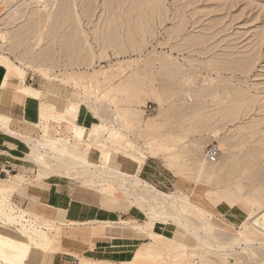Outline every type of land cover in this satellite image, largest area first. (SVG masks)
Here are the masks:
<instances>
[{
  "label": "rangeland",
  "instance_id": "obj_1",
  "mask_svg": "<svg viewBox=\"0 0 264 264\" xmlns=\"http://www.w3.org/2000/svg\"><path fill=\"white\" fill-rule=\"evenodd\" d=\"M0 54L9 82L38 80L46 100L66 99L76 113L85 103L100 117L90 127L108 140L119 130L127 142L109 163L153 157L147 179L139 177L184 199L181 212L212 242L249 240L204 252L164 220L177 232L154 239L150 254L117 261L65 253L68 264H264V236L239 228L247 192L264 205V0H0ZM211 145L216 162L206 157ZM89 154L98 160L99 151ZM73 179L96 181L81 172ZM133 190L154 214L178 217ZM156 223L147 220L145 230Z\"/></svg>",
  "mask_w": 264,
  "mask_h": 264
},
{
  "label": "crops",
  "instance_id": "obj_2",
  "mask_svg": "<svg viewBox=\"0 0 264 264\" xmlns=\"http://www.w3.org/2000/svg\"><path fill=\"white\" fill-rule=\"evenodd\" d=\"M6 62L5 58L0 59V231L40 243L59 239L60 251L48 264H68L65 253L73 258V253L89 251L96 252L93 258L108 256L117 261L145 256L150 254L152 245L176 233L162 221L152 230H145L147 216L141 204L147 210L150 208L134 192L137 188H132V192L141 204L133 195L116 188V178H110L111 182L98 180L95 174L80 171L94 176L96 181L79 183L73 177H79L80 172L70 175L63 169L52 168L48 162L41 164L40 157L26 142L29 139L42 149L79 157L101 169L137 176L138 172L142 176L151 170L149 159L153 157L142 164L139 157L109 163L111 152L116 157L121 154L112 149L121 152L127 142L119 130L108 140L104 133H99L98 125L95 129L90 127L100 117L85 103L76 113L66 99L46 100L49 88L40 83L37 86L38 80L31 83L35 87L23 81L9 82L4 67H10V63ZM89 152L98 154V160H92ZM30 252L25 264H42L43 253L37 249Z\"/></svg>",
  "mask_w": 264,
  "mask_h": 264
},
{
  "label": "bare ground",
  "instance_id": "obj_3",
  "mask_svg": "<svg viewBox=\"0 0 264 264\" xmlns=\"http://www.w3.org/2000/svg\"><path fill=\"white\" fill-rule=\"evenodd\" d=\"M1 38L3 39V42H6V40H5L6 34L5 33L1 32ZM4 58L5 57L0 54V59L2 60ZM1 123L3 124V122H1ZM2 127H4V126L2 125ZM5 130H7V129H5ZM10 131H12V130H10ZM214 133H216V132L214 131ZM217 134L218 133H216L214 135L216 136ZM214 135H212V136H214ZM22 138L25 139V137H23V136H22ZM26 142L29 143L30 149H32L34 151V153L37 155V157L38 158L40 157L39 159L41 160V164L48 162V163L52 164V168L63 169L65 171H67L68 174H70L72 172L73 175H74V173L80 172V171L85 173V174H92V175L95 174L96 178H98V180L101 179L104 181H110L111 182L110 178H112V179L116 178L117 180H119L118 184L116 185V188H118L122 192L129 193L130 195L134 196V194L132 192L133 191L132 188H137V189H142V190L148 191L150 194L157 197L158 199L160 198L165 205L172 206L173 209H175V211L178 214V217L177 216L171 217V215L169 218L168 217L167 218L162 217L160 215L158 216V214L157 215L154 214L155 212H152V210L151 211L147 210L141 204V202L138 200L139 197L135 198V196H134L136 202L138 204H141V207L144 209L146 216H147V220L149 222H160V221H164V220L167 222L168 221L172 222L173 225H176L181 230H184L186 233L191 235V237L196 241L199 248L203 249L204 252L212 251V250H216V251L228 250V249L233 248L234 246H236L238 244H241L242 242H245V243L249 242V240L247 238H244L242 235L238 239H236V242L234 244H230V245L218 244V243L212 242L210 240V237L204 235V233L201 231V229L198 227V225L195 222L188 219L181 212V208H180L178 201H180L182 198L179 199L178 197L173 196V194H169V193H165L163 191L157 190L149 182H147L146 180L142 179L141 177H139L137 175L125 174V172L124 173L117 172L116 169H115L116 171L115 170L114 171L109 170V169H101L100 167L90 165L89 162H82L81 160H79V157L74 158L73 156H71L73 158H70V157H67L65 154L52 152L53 150L48 151L47 150L48 148L42 149L37 143H35L31 139H29ZM213 146H215L218 149V147L216 145H213ZM206 157H207L209 162H216L217 161V160L211 161L209 159V157L207 156V151H206ZM51 171L52 170H50L49 172H51ZM59 173H61V172H59ZM246 196L248 199L247 202H248L249 206L243 207L244 211L246 212V215H245L244 220L239 224L240 231H241V233H243V230L250 227L254 231H256V232H258L264 236V205L251 192H247ZM182 201H185V200L182 199ZM216 201H217V203L220 202V200H218V199L215 200V202ZM255 234H257V233H255ZM54 241L55 240L51 238V239L47 240L45 243H40L36 240L21 238V237H17L13 234H9V233L4 232V231H0V264H25V261L29 255V253H31L30 251L32 249L40 250L44 255L43 260H42V264H48L49 259L51 257H55L56 253L59 252L54 246ZM80 259H83V258L81 257ZM198 263H199V260H196L194 264H198Z\"/></svg>",
  "mask_w": 264,
  "mask_h": 264
},
{
  "label": "built area",
  "instance_id": "obj_4",
  "mask_svg": "<svg viewBox=\"0 0 264 264\" xmlns=\"http://www.w3.org/2000/svg\"><path fill=\"white\" fill-rule=\"evenodd\" d=\"M207 156L211 161H216L219 156V150L215 146H210L207 149ZM77 260H73V264H76Z\"/></svg>",
  "mask_w": 264,
  "mask_h": 264
}]
</instances>
